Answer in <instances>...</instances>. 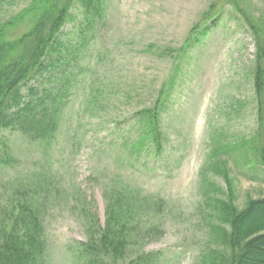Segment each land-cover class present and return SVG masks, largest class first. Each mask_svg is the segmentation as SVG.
<instances>
[{
	"label": "rangeland",
	"instance_id": "1",
	"mask_svg": "<svg viewBox=\"0 0 264 264\" xmlns=\"http://www.w3.org/2000/svg\"><path fill=\"white\" fill-rule=\"evenodd\" d=\"M29 2H3L0 19ZM205 24L210 32L184 52L190 32ZM252 26L264 30V0H106L105 23L53 143L0 134L7 144L0 150L10 157L0 162V207L19 188L38 192L46 208V264H81L73 247L88 238L82 210L91 208L103 225L109 189L163 201L160 210L141 211L143 227L154 225L163 234L135 239L130 252L161 251L163 264H199L212 245L203 175L224 192L231 179L239 208L264 197V173L249 171L260 144L256 137L264 138ZM73 29L68 25L65 33ZM167 89L165 152L138 157L133 141L123 144L135 140L134 116ZM232 147L231 156H218L217 166L227 174L206 170L213 151Z\"/></svg>",
	"mask_w": 264,
	"mask_h": 264
},
{
	"label": "trees",
	"instance_id": "2",
	"mask_svg": "<svg viewBox=\"0 0 264 264\" xmlns=\"http://www.w3.org/2000/svg\"><path fill=\"white\" fill-rule=\"evenodd\" d=\"M8 1L16 0H0V4ZM105 20L106 0H30L16 15L0 19V134L14 132L31 142L53 143ZM219 20L220 15L211 19L213 26ZM68 25H74L71 35L65 33ZM210 28L209 24L196 26L183 51L205 37ZM252 29L257 44L254 84L264 133V30ZM170 103V91L163 90L152 107L137 112L135 140L129 138L124 146L133 141L130 149L138 157L163 155L167 136L162 122ZM256 138L260 142L257 155L249 161V171L254 174L264 173V138L259 134ZM6 145L0 141L4 151ZM236 149L217 148L206 170L227 174L224 168L219 170L218 156H231ZM2 152L0 162L10 161ZM203 177L207 188L203 201L212 214L208 242L212 245L202 252L199 264H264V197L249 199L239 208L231 179L227 178L228 191L224 192L208 182V176ZM250 179L257 181L258 176ZM105 196L103 225L91 208L82 210L88 238L73 247L77 260L81 264H163L161 251L144 249L130 257L135 239L163 234L154 225L144 228L141 212L147 206L160 210L163 201L122 188L109 189ZM45 215L35 189L19 188L12 193L0 207V264H46Z\"/></svg>",
	"mask_w": 264,
	"mask_h": 264
}]
</instances>
